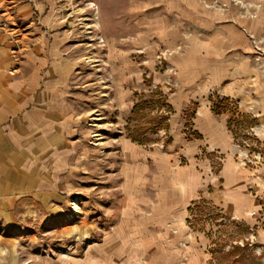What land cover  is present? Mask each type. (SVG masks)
Returning a JSON list of instances; mask_svg holds the SVG:
<instances>
[{
  "label": "rangeland",
  "instance_id": "rangeland-1",
  "mask_svg": "<svg viewBox=\"0 0 264 264\" xmlns=\"http://www.w3.org/2000/svg\"><path fill=\"white\" fill-rule=\"evenodd\" d=\"M24 1L31 12L21 21L36 34L20 49L14 41L9 72L38 34L47 69L71 62L51 127L18 130L51 177L58 170L61 197L35 214H0V264H264V188H250L235 208L224 172L234 160L261 182L257 116L236 98L203 92L232 58L233 72L245 64V25L263 0ZM203 102L227 119L230 147L203 144L193 158L185 148L203 140L195 127ZM66 113L72 121L58 127ZM192 164L202 186L189 200L179 169Z\"/></svg>",
  "mask_w": 264,
  "mask_h": 264
},
{
  "label": "crops",
  "instance_id": "crops-1",
  "mask_svg": "<svg viewBox=\"0 0 264 264\" xmlns=\"http://www.w3.org/2000/svg\"><path fill=\"white\" fill-rule=\"evenodd\" d=\"M12 1L0 0V214H3L7 221L12 219L16 208L22 207L27 209L29 214H35L36 209L49 206L51 199L60 200L59 189L54 181L59 177L57 166L55 165L57 173L52 172L51 177L47 166L39 163L34 140L28 141L30 147L23 148L18 130L27 129L30 135V131L36 128L51 127L54 119V97L63 91L62 85L67 80L70 74L68 69L71 67L68 59L58 58L51 62L47 69L50 60V51L47 50L49 46L38 34V37L34 38V49L25 56L18 73L9 72L13 65L11 52L16 46L14 41L18 42L17 47L20 49L30 35L36 34L35 30L31 31L29 24L21 21L30 17L31 7L28 2L22 0L14 7L11 5ZM251 10L253 17L247 19L245 25V64L233 72L232 58L229 66L224 69L220 67V71L213 77V82L208 80L204 84L203 92H209L212 88L222 96L238 99L243 112L257 116L258 134L264 138V0ZM254 15L258 16L255 18ZM236 42V45L242 46L243 41ZM230 43L233 47V40ZM207 73L209 75L208 71ZM197 113L195 127L203 136V140L187 145V155L196 157L199 147L203 144L228 150L230 134L227 130V119L215 115L209 102H203ZM57 120L58 127H66L68 120L72 121V116L66 113ZM154 156L157 160L158 153ZM196 167L192 164L190 167L179 169L180 173L187 176L188 197L184 199L193 198L202 186L200 179L194 180L193 177L198 174ZM140 170L139 167L137 173L134 172V177L139 178L137 186L140 185ZM224 172L227 176H233L235 208L242 207L238 202L247 198L250 188L256 184H261L264 188V165L258 171L261 182L250 178L249 174H244L234 160L233 163L229 161L226 164ZM21 197L22 201L17 204ZM181 199L178 198L179 201Z\"/></svg>",
  "mask_w": 264,
  "mask_h": 264
},
{
  "label": "trees",
  "instance_id": "trees-1",
  "mask_svg": "<svg viewBox=\"0 0 264 264\" xmlns=\"http://www.w3.org/2000/svg\"><path fill=\"white\" fill-rule=\"evenodd\" d=\"M157 91H158V89H156V90L153 91V92H156V93H157ZM157 94H158V93H157ZM139 108H140V105L136 104V105L134 106L133 112L135 113ZM170 108H171V107L169 106V109H170ZM214 110L217 112L216 107L214 108ZM138 126L141 127V125H137V126H135V128H138Z\"/></svg>",
  "mask_w": 264,
  "mask_h": 264
},
{
  "label": "built area",
  "instance_id": "built-area-1",
  "mask_svg": "<svg viewBox=\"0 0 264 264\" xmlns=\"http://www.w3.org/2000/svg\"><path fill=\"white\" fill-rule=\"evenodd\" d=\"M256 213L254 212L253 215H255Z\"/></svg>",
  "mask_w": 264,
  "mask_h": 264
},
{
  "label": "bare ground",
  "instance_id": "bare-ground-1",
  "mask_svg": "<svg viewBox=\"0 0 264 264\" xmlns=\"http://www.w3.org/2000/svg\"><path fill=\"white\" fill-rule=\"evenodd\" d=\"M74 206V205H73ZM74 208V207H73Z\"/></svg>",
  "mask_w": 264,
  "mask_h": 264
}]
</instances>
